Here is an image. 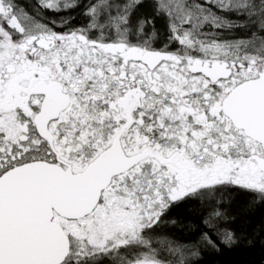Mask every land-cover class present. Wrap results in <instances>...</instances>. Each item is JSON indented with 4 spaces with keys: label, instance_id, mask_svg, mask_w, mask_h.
Masks as SVG:
<instances>
[{
    "label": "snow or ice",
    "instance_id": "snow-or-ice-1",
    "mask_svg": "<svg viewBox=\"0 0 264 264\" xmlns=\"http://www.w3.org/2000/svg\"><path fill=\"white\" fill-rule=\"evenodd\" d=\"M0 264H264V0H0Z\"/></svg>",
    "mask_w": 264,
    "mask_h": 264
}]
</instances>
